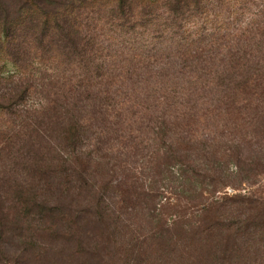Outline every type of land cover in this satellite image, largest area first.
<instances>
[{"label": "trees", "instance_id": "1", "mask_svg": "<svg viewBox=\"0 0 264 264\" xmlns=\"http://www.w3.org/2000/svg\"><path fill=\"white\" fill-rule=\"evenodd\" d=\"M256 1L0 0V264H264Z\"/></svg>", "mask_w": 264, "mask_h": 264}, {"label": "rangeland", "instance_id": "2", "mask_svg": "<svg viewBox=\"0 0 264 264\" xmlns=\"http://www.w3.org/2000/svg\"><path fill=\"white\" fill-rule=\"evenodd\" d=\"M264 4H262V2H261V0H258V1H256L255 2V4L252 6V9L251 10H253V11H257L259 8H261L262 6H263ZM243 20V19H242ZM153 42H155V40L153 39L151 42L150 41H146V40H144L143 42H141V44H144L145 46L147 45V46H151L152 44H153ZM141 44H140V46H141ZM136 46H138V45H136ZM143 48V47H142ZM10 69H13L12 67H10ZM119 69H122V68H119ZM5 176V175H4ZM15 176H17V173H16V175ZM4 180L5 179H0V190H2L3 189V191H4V187H1V185L3 184V182H4ZM263 185H264V179L261 181V185L260 186H258V187H263ZM164 196H167V194H165Z\"/></svg>", "mask_w": 264, "mask_h": 264}]
</instances>
